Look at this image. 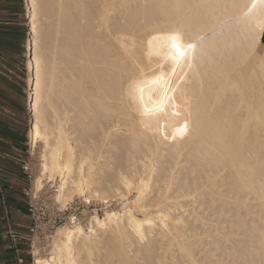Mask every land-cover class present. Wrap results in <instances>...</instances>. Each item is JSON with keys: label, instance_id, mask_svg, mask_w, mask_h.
Returning a JSON list of instances; mask_svg holds the SVG:
<instances>
[{"label": "bare ground", "instance_id": "bare-ground-1", "mask_svg": "<svg viewBox=\"0 0 264 264\" xmlns=\"http://www.w3.org/2000/svg\"><path fill=\"white\" fill-rule=\"evenodd\" d=\"M228 2L237 7H208L217 0H26L33 151L43 144L35 188L48 179L60 202L79 195L121 204L95 212L86 226H59L48 256L36 246L35 264H259L264 8L257 4L238 26L232 19L251 0ZM181 26L206 38L208 54L185 69L174 103L151 85L153 111L145 113L128 77L139 65L144 72L136 78L153 79L167 52L154 37ZM252 49L256 55L245 59ZM185 122V137L163 138Z\"/></svg>", "mask_w": 264, "mask_h": 264}, {"label": "crops", "instance_id": "crops-1", "mask_svg": "<svg viewBox=\"0 0 264 264\" xmlns=\"http://www.w3.org/2000/svg\"><path fill=\"white\" fill-rule=\"evenodd\" d=\"M29 37L24 0H0V264H18L6 233L8 224L11 222L20 233L28 232L31 225L23 195L28 185L23 166L30 158L32 126L28 95ZM24 243L21 241L20 245Z\"/></svg>", "mask_w": 264, "mask_h": 264}, {"label": "snow or ice", "instance_id": "snow-or-ice-1", "mask_svg": "<svg viewBox=\"0 0 264 264\" xmlns=\"http://www.w3.org/2000/svg\"><path fill=\"white\" fill-rule=\"evenodd\" d=\"M257 4L264 8V0H251V7H248V5L243 6L247 8V12H244L241 16H236L232 19V22L238 26L246 24L247 21L251 19V14L253 9L257 7ZM208 7L222 9L226 12L230 8L237 7V5L235 3H229L228 0H217L216 4L208 5ZM260 27L264 28V20L261 21ZM241 30L242 29L238 27L237 34ZM213 35H215V30L213 31ZM154 39H163L165 41L167 52L164 55V63H160L155 70L151 71L150 75L153 77L151 80H140L136 78L138 75H143L144 72L139 65L133 66V75L128 77V80L131 82L129 84V92L133 99L138 100L139 105L143 108L145 113L153 111V109L149 107V104L152 102L151 85H160L162 100H167L170 104L174 103L176 98L175 93L177 90L181 89V84L187 75L185 69H191L192 63L196 60L198 53L201 56L208 54L204 43L206 38L204 36L191 35L190 30L183 26L176 28L167 36H157L154 37ZM212 47L214 48L215 45L213 44ZM248 55H256L255 50L252 49L250 52H246L245 59ZM260 58L261 67L264 68V55H261ZM166 63L167 67L165 66ZM35 70L38 73V65ZM33 83L38 85V79H34ZM146 87H148L149 90L147 98L144 94ZM169 92L173 93V95L169 96ZM174 115L179 116L180 113L175 112ZM188 131L189 126L187 122H185L183 125L174 127L170 133L165 131L163 138L167 140L170 137L172 140H176L177 137H185L188 134ZM259 264H264V252L261 253Z\"/></svg>", "mask_w": 264, "mask_h": 264}, {"label": "built area", "instance_id": "built-area-1", "mask_svg": "<svg viewBox=\"0 0 264 264\" xmlns=\"http://www.w3.org/2000/svg\"><path fill=\"white\" fill-rule=\"evenodd\" d=\"M24 7L26 9V0H24ZM23 168L26 171V181L28 183L24 188L23 195L31 218V225L26 233L16 231L10 222L9 211L5 208L7 219L10 222L6 233L10 237L18 264L24 262L22 249L20 247L21 241L27 243V254L31 257L32 264H35L36 246H39L41 250L44 249V245L49 241L59 226L66 225L71 221H74L76 224L87 225L88 216L85 213L90 207L91 202L77 201L74 199L65 203L60 202L51 194V191L46 185L40 190L35 188L36 177L30 158L24 164ZM84 207L86 208L84 209Z\"/></svg>", "mask_w": 264, "mask_h": 264}, {"label": "rangeland", "instance_id": "rangeland-1", "mask_svg": "<svg viewBox=\"0 0 264 264\" xmlns=\"http://www.w3.org/2000/svg\"><path fill=\"white\" fill-rule=\"evenodd\" d=\"M27 15H28V11H27ZM29 22H30V20H29ZM29 27H30V23H29ZM29 54H30V51H29ZM28 89H29V86H28ZM30 113H31V119H32L33 113L31 111V109H30ZM31 125H32V123H31ZM29 142H30V161H31V165L33 167L34 173H35V177H36L35 178V185H36V180L41 175L40 170H41V162H42L41 155H42V151H43V144L40 142L39 145L36 147L35 151H33L34 149L32 148V138L29 140ZM47 180H45V185L51 191V194L56 198L57 197V187L52 185L53 182H48ZM74 200H77V201L81 200L83 202L85 201L84 198L79 196V195L75 196ZM119 204H120V201H117V200L110 201L109 203H105L104 201H101L98 199L91 201V205L87 209V212L85 213L88 216V222H89L90 218L93 216V214H95V212H97L100 216H103L105 209H107V208H115V209L120 208L121 204L120 205ZM85 208L86 207H84V209ZM54 234L55 233H53V236H54ZM53 236L49 239L48 242H46V244L44 245V249L41 250V254L43 256H48L50 254ZM20 247H21V249H23V256H24L25 264H32L31 257L26 253V249L28 247L27 244L24 243L23 245H20Z\"/></svg>", "mask_w": 264, "mask_h": 264}]
</instances>
